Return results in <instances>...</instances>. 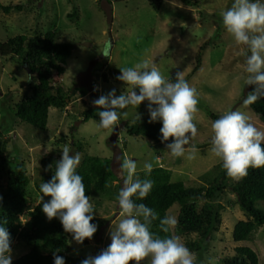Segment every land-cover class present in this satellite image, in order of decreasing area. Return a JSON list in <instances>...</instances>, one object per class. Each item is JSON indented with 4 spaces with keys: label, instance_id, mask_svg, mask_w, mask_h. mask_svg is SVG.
Here are the masks:
<instances>
[{
    "label": "rangeland",
    "instance_id": "obj_1",
    "mask_svg": "<svg viewBox=\"0 0 264 264\" xmlns=\"http://www.w3.org/2000/svg\"><path fill=\"white\" fill-rule=\"evenodd\" d=\"M160 1L156 12L149 0H0L2 6L24 7L23 11H12L8 15L0 9V42L18 35L33 37L55 32L58 41L70 44L72 50L64 73L53 74L52 85L63 91L72 89L75 79L85 73L89 75L85 84L92 81L91 87L79 88L64 109L50 108L47 129L41 132L16 120L12 110L23 95H29V86L35 80L30 79L23 67L17 66L16 60L0 57V136L8 141L7 158L23 162L30 178L29 206L39 199L36 184L46 171L41 160L48 157L60 160L65 144L71 148V154H81V161L88 156L110 160L115 176L111 191L118 195L123 186L120 165L125 154L137 163V173L145 171L147 162L152 163L153 168L170 170L172 183H182L189 188L208 187L220 163L209 151L211 122L214 121L210 113L218 119L225 111L241 110L264 131V121L249 107H243V100L255 86L245 84L244 57L222 25L220 13L230 8L234 0H188L196 2V7L180 0ZM74 12L76 15L69 18ZM84 43L90 47L83 46ZM145 60L155 63L168 80L177 72H183L189 85L199 93V113L194 121L198 135L191 141L198 149L194 159L173 158L165 144L130 137L122 130L124 123L138 119L137 115L141 117L144 102L137 108L121 111L127 112V116L121 115L115 144L108 141L111 132L97 129L98 120L82 122L84 110L97 108L93 100L108 95L113 89L117 96L126 90V85L117 79L121 67H131ZM102 75L107 82L102 81ZM91 198L94 218L104 225L95 241L86 245L77 244L75 240L70 242L73 258L95 257L106 250L111 244V229L118 223L117 201L107 196ZM218 203L224 208L221 225L207 241V251L200 253L203 257L194 252L196 264H222V259L234 256L237 247L250 248L257 255V264H264V225L253 232L250 241L235 243L231 238L232 229L238 221L247 218L228 189ZM202 205V201L198 202L197 209ZM255 207L264 210V202H257ZM179 213L177 203L167 215L177 219ZM26 214L24 211L20 217L24 224ZM174 235L180 236L185 245L198 240L196 235L176 232ZM27 251L24 244L15 241L11 247L12 261ZM142 264L149 261L146 259Z\"/></svg>",
    "mask_w": 264,
    "mask_h": 264
},
{
    "label": "clouds",
    "instance_id": "obj_2",
    "mask_svg": "<svg viewBox=\"0 0 264 264\" xmlns=\"http://www.w3.org/2000/svg\"><path fill=\"white\" fill-rule=\"evenodd\" d=\"M220 16L223 28L244 57V82L255 86L243 100V107L248 108L264 97V2L234 0ZM120 73L117 79L126 85V90L117 96L113 89L92 101L95 107L103 109L97 112V129L113 133L121 115L127 116V112L121 113L118 109L137 108L147 101L149 123L162 122L161 142L172 138L166 145L168 154L173 158L194 159L198 149L191 141L198 135L194 121L199 113V93L189 85L184 73L177 72L172 82L162 75L155 63L147 60L121 67ZM211 133L209 151L222 162V169L230 180L239 182L247 177L250 168L264 167V131L256 127L246 112L225 111L211 122ZM61 151L51 180L39 186V201L49 221L58 218L64 231L71 234L77 244H83L97 231V225L91 223L95 206L86 195L83 177L77 173L81 154H71L67 144ZM144 170L150 174L153 164L146 162ZM120 175L123 186L115 198L119 214L118 223H112L111 244L95 257L88 256L81 264H142L146 259L149 264H196L197 254L189 250L180 236L160 237L151 231L158 214L144 203H136L133 197L146 198L153 182L138 177L137 163L127 154L123 156ZM44 197L50 200L44 202ZM177 222L174 216L166 214L160 219V229L170 233ZM0 264H12L10 234L3 226H0ZM54 264H65L64 258L55 256Z\"/></svg>",
    "mask_w": 264,
    "mask_h": 264
},
{
    "label": "trees",
    "instance_id": "obj_3",
    "mask_svg": "<svg viewBox=\"0 0 264 264\" xmlns=\"http://www.w3.org/2000/svg\"><path fill=\"white\" fill-rule=\"evenodd\" d=\"M180 1L188 6H197L196 2ZM149 3L154 11H159L160 0H149ZM0 9L8 15L12 11L21 12L24 7L22 5L2 6L0 4ZM75 15L74 12L68 17L72 18ZM71 50L70 44L58 41L55 32H47L33 37L18 35L5 42H0V57L16 60L17 66L23 67L28 72L30 79L35 80V83L29 86V95H23L12 109L16 120L38 131L45 132L50 108L64 109L75 98V92L79 88H83L85 85L92 86V81L87 84L84 82L89 76L87 73L75 79L72 89L63 91L59 86L52 85L53 74L64 73ZM169 80L175 82V77L173 76ZM102 81L107 82L105 75H102ZM249 108L259 119L264 121V97H261ZM100 110L103 109L84 110L81 113L82 122L91 119L99 121L97 112ZM122 110L124 109H118L119 112ZM210 116L215 120L214 114L210 113ZM149 120L148 102L145 101L141 117L124 123L123 129H121L130 137H141L154 142H161L160 128L162 122L149 123ZM171 142L172 138H169V141L163 144L167 145ZM7 144L8 141L3 140L0 136V197H2L0 199V226L5 227L10 234V247L16 241L28 248V251L13 260L12 264H54L55 256L63 257L65 264H81L84 258L70 256L72 253L70 242L74 239L71 234L64 231L60 220L54 218L49 221L42 211V203L39 199L35 205L29 206L27 204V188L30 184V178L24 169L23 162L16 158L12 160L7 158ZM41 164L46 171L41 175L39 183L36 184L38 198L41 195L39 186L41 183L51 180L56 161L48 157L43 158ZM49 165H52L51 169L48 168ZM6 166L8 167L6 168ZM217 169V173L209 182V186L198 188H189L182 183H172L171 171L162 167L153 168L150 174L145 171L137 173L141 180L148 179L153 182V187L146 198L139 200L133 197L136 203H144L158 214V219L153 221L151 225V231L160 237L170 236L175 232L176 234L196 235L198 240L190 241L186 243V246L190 251L197 254L206 252L208 249L207 241L218 231L221 225V212L224 208L218 203V200L228 189L235 196L236 204L247 218L246 221H238L234 225L231 238L235 243L250 241L253 232L264 225V210L255 207L257 202H264V167L250 168L247 177L239 182L227 178L226 172L222 169V162L217 165ZM77 173L83 177L86 195L90 197L107 196L116 201L117 194L113 195L111 191L115 176L110 160L84 157ZM48 200L50 197H44V202ZM200 201L203 202V205L197 209V203ZM177 203L180 205V213L174 232L171 230L170 233H164L160 229V219H163L172 206ZM24 211H27L26 224L20 221ZM91 223L97 225V231L91 240L85 239L83 245L95 241L104 225L97 218H94ZM234 253V256L222 259L221 263H258L257 255L248 247H237L234 249ZM203 254H200L201 258Z\"/></svg>",
    "mask_w": 264,
    "mask_h": 264
},
{
    "label": "water",
    "instance_id": "obj_4",
    "mask_svg": "<svg viewBox=\"0 0 264 264\" xmlns=\"http://www.w3.org/2000/svg\"><path fill=\"white\" fill-rule=\"evenodd\" d=\"M82 45L90 47V44H87V43H84ZM120 128H122V127H120ZM118 132H119V127L116 126L115 130L113 131V133L110 134V137H109V140H108L110 144H115L116 143L117 138H118Z\"/></svg>",
    "mask_w": 264,
    "mask_h": 264
}]
</instances>
